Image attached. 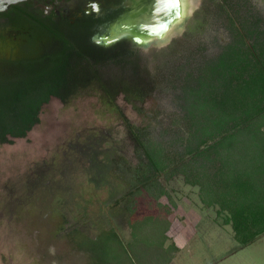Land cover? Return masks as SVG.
Returning <instances> with one entry per match:
<instances>
[{
  "label": "rangeland",
  "instance_id": "obj_1",
  "mask_svg": "<svg viewBox=\"0 0 264 264\" xmlns=\"http://www.w3.org/2000/svg\"><path fill=\"white\" fill-rule=\"evenodd\" d=\"M197 1L176 40L144 52L143 62L159 76L144 103L134 107L119 96L120 112L96 90L68 102L53 97L27 136L0 143V264H95L91 251L72 237L78 229L96 238L112 228L128 245L117 264H264V234L240 247L228 210L215 198L203 200L201 188L182 174H162L168 194L154 199L145 191L134 216L118 203L130 191L124 179L138 163L128 121L153 139L174 140L176 133L168 127L181 128L179 118L191 99L184 96L181 79L189 73L194 87L213 89L210 65L236 41L217 0ZM235 2L248 24L243 10L249 8L257 18L253 29L259 34L264 0ZM258 34L252 39L261 40ZM199 159L207 162L204 156ZM147 216L159 217L161 230L152 221L143 228L131 226Z\"/></svg>",
  "mask_w": 264,
  "mask_h": 264
},
{
  "label": "trees",
  "instance_id": "obj_2",
  "mask_svg": "<svg viewBox=\"0 0 264 264\" xmlns=\"http://www.w3.org/2000/svg\"><path fill=\"white\" fill-rule=\"evenodd\" d=\"M229 5L226 18L238 38L210 65L213 89L194 87L189 73L181 79L182 92L191 99L179 118L181 128L168 127L176 138L153 139L128 121L138 163L131 167L130 177L123 178L130 191L118 203L126 204L134 216L139 195L147 192L156 199L168 194L162 174H182L187 183L201 188L203 200L215 198V203L228 210L241 247L264 234V28L258 27L259 34L253 29V21L258 20L249 8L243 11L249 14L245 19L250 24L239 3L230 0ZM253 34L262 39L253 40ZM90 46L62 38L46 54L23 59L21 71L17 59L8 67L0 63V143L27 136L52 96L68 102L77 94L96 90L111 108L122 112L119 96L138 107L158 87L159 76L143 62V55L133 49L117 54ZM217 135L221 137L214 139ZM209 140L214 142L207 144ZM200 156L207 162L200 161ZM151 221L157 229L163 227L154 216L131 221V226L143 228ZM76 232L73 242L91 251L95 264H117L127 254V243L113 228L96 238L79 229Z\"/></svg>",
  "mask_w": 264,
  "mask_h": 264
},
{
  "label": "flooded vegetation",
  "instance_id": "obj_3",
  "mask_svg": "<svg viewBox=\"0 0 264 264\" xmlns=\"http://www.w3.org/2000/svg\"><path fill=\"white\" fill-rule=\"evenodd\" d=\"M229 1L215 5L230 10ZM197 8V0H22L0 11V63L8 67L17 59L21 71L23 59L46 54L62 38L144 56L176 40Z\"/></svg>",
  "mask_w": 264,
  "mask_h": 264
},
{
  "label": "water",
  "instance_id": "obj_4",
  "mask_svg": "<svg viewBox=\"0 0 264 264\" xmlns=\"http://www.w3.org/2000/svg\"><path fill=\"white\" fill-rule=\"evenodd\" d=\"M22 0H0V11L7 9L11 4Z\"/></svg>",
  "mask_w": 264,
  "mask_h": 264
},
{
  "label": "bare ground",
  "instance_id": "obj_5",
  "mask_svg": "<svg viewBox=\"0 0 264 264\" xmlns=\"http://www.w3.org/2000/svg\"><path fill=\"white\" fill-rule=\"evenodd\" d=\"M178 10V9H177ZM187 12V11H186ZM178 13V12H177ZM182 14H184L183 12H182ZM183 17V16H182ZM172 20H173V18H172ZM155 28V27H154ZM169 28V27H168Z\"/></svg>",
  "mask_w": 264,
  "mask_h": 264
}]
</instances>
